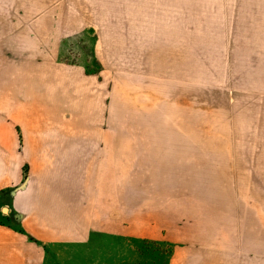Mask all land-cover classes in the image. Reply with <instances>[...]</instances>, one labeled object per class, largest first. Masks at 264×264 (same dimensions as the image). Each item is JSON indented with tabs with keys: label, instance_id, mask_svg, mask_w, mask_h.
Masks as SVG:
<instances>
[{
	"label": "crops",
	"instance_id": "crops-1",
	"mask_svg": "<svg viewBox=\"0 0 264 264\" xmlns=\"http://www.w3.org/2000/svg\"><path fill=\"white\" fill-rule=\"evenodd\" d=\"M69 1L0 0V264L101 234L166 243L168 264H264V0H180L148 58L112 62L77 60L93 29Z\"/></svg>",
	"mask_w": 264,
	"mask_h": 264
},
{
	"label": "rangeland",
	"instance_id": "rangeland-1",
	"mask_svg": "<svg viewBox=\"0 0 264 264\" xmlns=\"http://www.w3.org/2000/svg\"><path fill=\"white\" fill-rule=\"evenodd\" d=\"M168 1L70 0L69 4L71 9L76 12L78 23L82 22L83 26L93 29V32L88 30V34L91 33L93 35H89L86 40L83 38L84 36L80 35L81 38L78 39L75 47L76 56L78 57L76 59L102 57L104 61L110 62L132 61V56L136 55L138 57L142 51L145 52L144 56L148 58L149 52L154 51L156 46L152 45L151 50L148 49V44L143 47V35L144 33L147 34V28L154 26L155 21H163L165 12L168 11L170 14L175 9V5L180 6L181 4L180 0L178 2ZM168 5L169 7H167ZM205 20L206 24H208L218 19L206 18ZM135 37H137L136 40ZM112 66L117 68L115 65L110 67ZM209 67L215 68L213 74L218 82H224L223 73H231V71L229 72L230 67L228 69V64L213 66L212 61H206V69H209ZM230 82L228 79L230 91L240 92L244 88L249 89L245 86H233ZM120 84L119 88L124 83ZM260 84L254 83L257 86H260ZM211 85V81L206 79L204 91L206 108L211 103L215 104L219 100V90L222 91V89L214 88ZM257 89L252 88V106L255 108L264 107V90L259 91L261 89ZM130 91L125 90L122 92L128 95ZM248 100L245 102L246 106L249 105ZM259 100H262V105ZM210 107L213 108L214 106ZM248 112L259 113V110L250 109ZM252 117H255V115ZM225 132L215 129L205 131V134L206 138H217L219 136L224 137L223 134ZM260 132L264 133V127ZM258 188L264 190V187L258 186ZM261 196H264V193ZM0 198V224H5V207H2L3 204H1L4 201L3 190L0 191ZM51 249L54 250L51 251ZM50 251L51 253L46 256L44 264H168V255L171 252V247L166 243L101 234L93 236L90 241L85 243L56 245L55 247H50Z\"/></svg>",
	"mask_w": 264,
	"mask_h": 264
}]
</instances>
